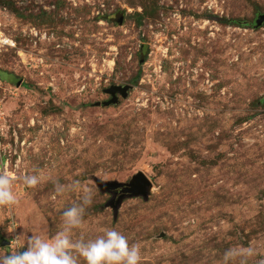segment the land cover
<instances>
[{
  "label": "rangeland",
  "instance_id": "rangeland-1",
  "mask_svg": "<svg viewBox=\"0 0 264 264\" xmlns=\"http://www.w3.org/2000/svg\"><path fill=\"white\" fill-rule=\"evenodd\" d=\"M0 8L16 41L0 52V172L17 198L0 206V256L60 231L63 212L82 203L69 190L79 181L93 198L74 239L118 230L139 245L140 264H225L229 249L249 248L229 264H264V0ZM112 85L132 87L117 104L97 105ZM140 171L149 195L114 212L98 182L127 183ZM32 174L36 187L23 183Z\"/></svg>",
  "mask_w": 264,
  "mask_h": 264
},
{
  "label": "clouds",
  "instance_id": "clouds-1",
  "mask_svg": "<svg viewBox=\"0 0 264 264\" xmlns=\"http://www.w3.org/2000/svg\"><path fill=\"white\" fill-rule=\"evenodd\" d=\"M41 181L37 174L25 175L23 183L36 187ZM79 189L82 203L73 205L63 212L62 229L53 237L43 238L38 234L27 237L28 248L23 253L17 250L0 256V264H78L77 255L83 257L86 264H140L141 249L139 245L130 244L127 237L115 229L105 230L103 235L85 241L74 239V230L82 228L86 206L92 203V190L82 187L77 181L69 190ZM64 185L57 183L56 191L63 193ZM17 198L13 192L12 179L7 171L0 172V206H13ZM20 249V248H19ZM253 249L245 252L229 249L224 254L225 264L237 257L252 256Z\"/></svg>",
  "mask_w": 264,
  "mask_h": 264
},
{
  "label": "water",
  "instance_id": "water-1",
  "mask_svg": "<svg viewBox=\"0 0 264 264\" xmlns=\"http://www.w3.org/2000/svg\"><path fill=\"white\" fill-rule=\"evenodd\" d=\"M123 16H119L117 18L118 23H122ZM264 23V14H261L256 19V27L261 26ZM22 83L21 80L16 81V85L20 86ZM131 85H112L109 88L105 89V93L110 97L109 99L102 101L101 103H97V105L102 106H110L115 105L119 102V96L126 98L128 95V91L131 88ZM98 186L102 191L111 192L114 196L107 203V206H111L114 212H117L122 200L127 197H138L141 196L143 198H147L149 195L150 188L152 183L150 179L143 173L138 172L132 176L129 182L127 183H119L116 181H99ZM9 241L4 240L1 242V245H8Z\"/></svg>",
  "mask_w": 264,
  "mask_h": 264
},
{
  "label": "built area",
  "instance_id": "built-area-1",
  "mask_svg": "<svg viewBox=\"0 0 264 264\" xmlns=\"http://www.w3.org/2000/svg\"><path fill=\"white\" fill-rule=\"evenodd\" d=\"M1 9V8H0ZM3 9H7L5 6ZM30 34L34 39H46V34H42L39 31H37L35 28L30 29ZM16 46V41L6 33V31L3 29L1 22H0V52L7 51L9 49H12Z\"/></svg>",
  "mask_w": 264,
  "mask_h": 264
},
{
  "label": "trees",
  "instance_id": "trees-1",
  "mask_svg": "<svg viewBox=\"0 0 264 264\" xmlns=\"http://www.w3.org/2000/svg\"><path fill=\"white\" fill-rule=\"evenodd\" d=\"M0 75L3 76V72L2 71H0Z\"/></svg>",
  "mask_w": 264,
  "mask_h": 264
}]
</instances>
